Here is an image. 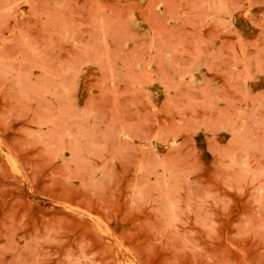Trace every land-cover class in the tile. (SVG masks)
Segmentation results:
<instances>
[{
  "label": "rangeland",
  "instance_id": "obj_1",
  "mask_svg": "<svg viewBox=\"0 0 264 264\" xmlns=\"http://www.w3.org/2000/svg\"><path fill=\"white\" fill-rule=\"evenodd\" d=\"M0 264H264V0H0Z\"/></svg>",
  "mask_w": 264,
  "mask_h": 264
}]
</instances>
